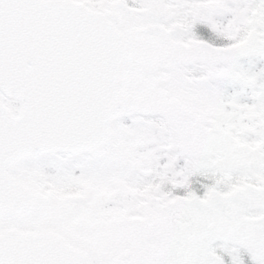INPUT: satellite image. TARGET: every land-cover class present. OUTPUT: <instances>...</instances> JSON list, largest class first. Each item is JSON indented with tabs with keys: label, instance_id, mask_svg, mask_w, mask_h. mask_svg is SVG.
Returning <instances> with one entry per match:
<instances>
[{
	"label": "snow or ice",
	"instance_id": "snow-or-ice-1",
	"mask_svg": "<svg viewBox=\"0 0 264 264\" xmlns=\"http://www.w3.org/2000/svg\"><path fill=\"white\" fill-rule=\"evenodd\" d=\"M0 264H264V0H0Z\"/></svg>",
	"mask_w": 264,
	"mask_h": 264
}]
</instances>
